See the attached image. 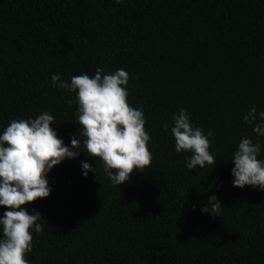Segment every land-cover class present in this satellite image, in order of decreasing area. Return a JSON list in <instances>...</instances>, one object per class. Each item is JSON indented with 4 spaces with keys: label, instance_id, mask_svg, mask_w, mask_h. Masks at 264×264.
Wrapping results in <instances>:
<instances>
[{
    "label": "trees",
    "instance_id": "16d2710c",
    "mask_svg": "<svg viewBox=\"0 0 264 264\" xmlns=\"http://www.w3.org/2000/svg\"><path fill=\"white\" fill-rule=\"evenodd\" d=\"M98 67L129 75L153 159L120 186L82 144L55 166L49 197L25 206L44 220L29 264H264V192L234 188L225 162L242 137L264 159V138L242 123L253 105L264 111V0H0V132L47 111L65 145L83 140L75 93L51 74L70 82ZM180 109L213 132L214 166L189 170L175 151ZM81 161L95 175L83 178ZM212 194L224 211L210 218L199 206Z\"/></svg>",
    "mask_w": 264,
    "mask_h": 264
},
{
    "label": "clouds",
    "instance_id": "9594fccd",
    "mask_svg": "<svg viewBox=\"0 0 264 264\" xmlns=\"http://www.w3.org/2000/svg\"><path fill=\"white\" fill-rule=\"evenodd\" d=\"M124 0H114L122 4ZM52 87L75 93L77 122L83 140L76 134L70 145L57 136L54 117L47 111L35 118L14 119L0 132V207L6 209L0 216V264H29L25 258L33 250V233L42 231L41 214L25 206L38 199L48 198L51 192L47 179L51 170L65 160L76 159L81 144L87 156L98 158L103 173L113 186L130 181L134 171L143 172L153 159L147 145L150 135L145 131L142 109L133 108L127 101L129 75L123 69L104 73L96 68L95 74L73 76L70 82L58 74H51ZM252 132L264 138V111L253 105L242 118ZM168 131V125L164 126ZM171 136L177 153H189V170L214 166L215 153L210 152L213 132L207 133L192 123L188 112L180 109L174 114ZM262 145L242 137L226 163L231 169L232 186L251 187L264 192V159L260 158ZM82 177L96 168L81 161ZM200 212L211 217L223 215L222 201L214 194L200 205Z\"/></svg>",
    "mask_w": 264,
    "mask_h": 264
}]
</instances>
